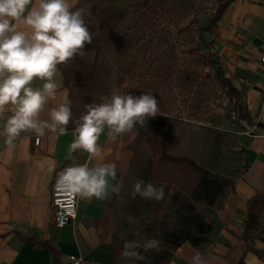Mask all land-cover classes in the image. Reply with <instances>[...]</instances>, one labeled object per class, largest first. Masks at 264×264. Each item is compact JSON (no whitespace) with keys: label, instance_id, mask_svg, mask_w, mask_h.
<instances>
[{"label":"rangeland","instance_id":"1","mask_svg":"<svg viewBox=\"0 0 264 264\" xmlns=\"http://www.w3.org/2000/svg\"><path fill=\"white\" fill-rule=\"evenodd\" d=\"M230 0H94L82 3L92 39L106 38L95 49L63 65L73 84V105L100 103L112 91L151 92L159 114L139 127L133 169L120 192L116 214L117 264H168L178 231L210 225L231 186L222 185L215 203L198 196L202 176L184 163L188 158L211 173L233 182L239 176L249 128L238 115L227 89L211 64L216 25L212 19ZM91 10V11H89ZM119 14V16H118ZM118 16V17H117ZM225 76L226 68L223 65ZM239 104H241L239 102ZM163 186L159 202L131 197L136 180ZM198 198V199H197ZM133 216L137 224L130 225ZM139 229L140 236L133 232ZM155 238L158 251L142 261L121 256L126 240Z\"/></svg>","mask_w":264,"mask_h":264},{"label":"crops","instance_id":"2","mask_svg":"<svg viewBox=\"0 0 264 264\" xmlns=\"http://www.w3.org/2000/svg\"><path fill=\"white\" fill-rule=\"evenodd\" d=\"M83 1L76 0L75 8ZM212 46V55L225 66L241 94L239 102L252 122L264 127V77L258 62L264 50V0H230L216 24ZM57 67L54 80L58 92L40 118L49 119L48 110L67 90L72 110L67 132H46L38 137L29 130L21 132L12 145L0 134V264H69V255L82 257L86 264H116L114 240L120 194L105 200L78 197L75 221L63 228L54 225L50 191L57 174L88 158L82 150L70 151L80 115L73 105V84L63 65ZM43 83L34 80L32 87L42 88ZM10 115L7 111L0 115V133ZM135 131L130 143L127 136L113 143L106 134L98 141L101 155L91 163L115 162L116 180H110L112 184L124 185L132 172L138 126ZM36 137L39 140L34 144ZM244 141L240 174L220 203L208 241L197 248L181 243L168 264H191L196 251L207 264H264V210L259 229L249 235V240L244 239L248 201L264 195V129L249 128ZM42 242L53 248L54 256Z\"/></svg>","mask_w":264,"mask_h":264},{"label":"clouds","instance_id":"3","mask_svg":"<svg viewBox=\"0 0 264 264\" xmlns=\"http://www.w3.org/2000/svg\"><path fill=\"white\" fill-rule=\"evenodd\" d=\"M75 4L76 0H0V115L11 112L0 134L9 145L21 132L29 130L38 137L46 132H67L72 119L67 90L61 101L48 110L49 119L40 117L57 95V66L83 57L85 46L92 42L84 20L85 10H73ZM34 80L43 81L42 88L32 87ZM100 99V103L85 105L86 111L76 122L70 151L82 150L88 158L87 162L67 166L57 174L56 189L61 193L97 200L119 196L123 183H110L116 180L117 164L99 160L91 163L101 155L98 141L106 134L113 143L125 136L130 143L136 137L137 125L143 127L159 114L158 100L151 92L120 94L114 90ZM137 196L159 202L165 198V189L136 180L131 197ZM127 221L130 225L138 223L131 215ZM133 235L140 236L138 228ZM159 247L160 241L155 238L126 240L121 256L142 261L143 253L158 251ZM191 264H207V260L196 251Z\"/></svg>","mask_w":264,"mask_h":264},{"label":"trees","instance_id":"4","mask_svg":"<svg viewBox=\"0 0 264 264\" xmlns=\"http://www.w3.org/2000/svg\"><path fill=\"white\" fill-rule=\"evenodd\" d=\"M94 0H85L83 2L85 3H93ZM228 4L223 6L220 10H218L216 16L212 19V25H216L220 17L222 16L225 8L227 7ZM84 9L87 10L83 7L82 3L78 4L76 6V9ZM91 11V10H89ZM119 16V14H118ZM117 16V17H118ZM106 43V38L100 37V35L94 39H92V42L90 44H87L84 48V52L90 51L91 49H95V54L99 53L100 48ZM211 64L216 68V79L222 85L227 89L229 94L232 96L234 99L235 103L238 105L237 110H238V115L239 118L242 122H244L248 128H253V127H259L261 129H264L263 126L254 124L249 116V113L247 109L239 104L241 94L240 92L235 88L233 82L225 76V71L223 68V65L217 60H211ZM61 67V64L59 65ZM172 162L176 163H184L186 164L189 168H191L195 173H198L202 176V181L199 186L198 196L200 199H202L207 205L211 206L215 203L217 197L221 194L222 192V185L228 184L231 186V181L227 179L224 176H221L217 173H211L204 169L203 167L197 165L194 161L182 157V158H170L169 159ZM198 199V198H197ZM263 210H264V195L263 196H258L255 197L251 200L248 201V209H247V216L244 221V239L249 240L250 239V234L254 231H257L259 229V219L263 215ZM192 221V224H189L187 231H178L174 240H172V245L175 247H179L181 243L187 242L189 243L192 247L197 248L200 245H203L206 241H208V235L211 231L213 222L210 225H207L205 227V231L201 230V226H194V220H188ZM118 240L115 237L114 240V248H115V263L117 264L116 261V244ZM43 245H46L48 249L52 252V255L54 256V251L53 248L47 244L46 242H42ZM242 264V263H240Z\"/></svg>","mask_w":264,"mask_h":264},{"label":"built area","instance_id":"5","mask_svg":"<svg viewBox=\"0 0 264 264\" xmlns=\"http://www.w3.org/2000/svg\"><path fill=\"white\" fill-rule=\"evenodd\" d=\"M258 62L262 65L264 77V50L259 54ZM38 140V137L34 138V144H37ZM56 179L57 177L55 178L50 191V205L54 210V225L57 228H63L69 224H72L76 219L78 196L73 197L59 192L56 189ZM67 260L69 264H86V262L80 256L69 255L67 256Z\"/></svg>","mask_w":264,"mask_h":264}]
</instances>
